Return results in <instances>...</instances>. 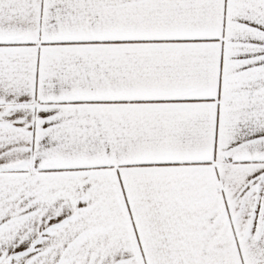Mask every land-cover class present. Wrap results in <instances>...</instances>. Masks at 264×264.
I'll use <instances>...</instances> for the list:
<instances>
[{
    "label": "snow or ice",
    "instance_id": "obj_1",
    "mask_svg": "<svg viewBox=\"0 0 264 264\" xmlns=\"http://www.w3.org/2000/svg\"><path fill=\"white\" fill-rule=\"evenodd\" d=\"M0 264H264V0H0Z\"/></svg>",
    "mask_w": 264,
    "mask_h": 264
}]
</instances>
